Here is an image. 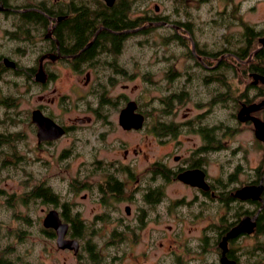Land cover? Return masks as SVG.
<instances>
[{
  "label": "rangeland",
  "instance_id": "obj_1",
  "mask_svg": "<svg viewBox=\"0 0 264 264\" xmlns=\"http://www.w3.org/2000/svg\"><path fill=\"white\" fill-rule=\"evenodd\" d=\"M132 3L134 15L168 16L187 22L191 40L206 52L222 48V53L231 56L235 50L239 51L241 45L238 46V40H244L241 36L245 23L254 30H261L259 35L264 36V0H132ZM154 4H158V10L154 9ZM0 23L7 26L3 20ZM3 25H0V49L7 46H1L6 42ZM153 28V32L134 33L127 37L122 50L125 58L117 59L125 70L124 76L113 73L115 70L108 66L106 69L94 67V74L90 75V91V86L84 83V73L75 75L66 65L58 66L57 78L49 89L44 90L50 92L49 97L54 98L53 102H45L47 110L67 125L75 116L88 114L92 118L86 123L75 124L51 143L37 147L36 136L29 122L31 109L39 103L37 93L39 90L41 93L42 89L28 84L21 77H13L15 82L0 80L1 91L17 98L14 109L0 106V132L9 138L0 142V264L92 262L83 247L76 254L72 250L60 249L55 245L54 238L43 231L41 218L52 204H43L39 198L27 194L31 185L39 182L50 185L52 190L60 194L62 201L67 200L73 208H70L72 212L81 209L87 223L96 211H109L108 218L93 223L94 228H83L85 240L95 243L94 248L98 251L101 264L140 261L145 264H177L174 251L182 253L178 258L181 261L184 258L192 261V252L186 253V250L194 248L197 233L189 232V227L194 224L189 218L191 214L203 212L201 201L191 200L193 188L177 181L170 182L164 186V197L155 205L145 203L142 195L148 185L158 183V180L149 179V164L165 155L166 162L175 166L181 160H174V155L179 154L181 158L187 159L191 150L199 144L200 137L179 134L177 138L166 139L162 143L153 135L151 126L158 117L160 97L183 90L179 96L186 101L165 117L166 120L170 117L174 121H181L194 113L196 116L198 111L203 112L207 105L204 102L209 96L213 98L214 93H209L211 87L208 89V85L203 82L208 75V72H204L207 66L201 61L198 63L188 59L190 43L183 45L173 40L162 43V35L171 34L169 25L155 24ZM184 40L189 38L185 36ZM234 62V58H226V64L221 69L234 85L227 90L225 100L222 99L226 109L223 106L219 108V103L212 104L216 111L213 116H220L226 110V116L229 117L239 92H245L246 87L250 86V77L240 75ZM115 81L117 84L114 87L109 85ZM123 95L135 99L139 108L146 112L143 129L123 130L117 124V112L111 106L112 103L100 104L103 96L113 101ZM59 100H62L61 106ZM197 105L201 109L196 108ZM65 106L67 108L64 110ZM95 106H100L101 114L105 115L95 118L92 114V107ZM11 112L17 119L13 124ZM9 131L13 134L7 133ZM236 141L248 147L251 157L250 136L246 129L236 134ZM126 148L127 154L123 156ZM96 157L123 159L132 166L137 178L127 179L120 200L109 199L108 206L96 203L95 190L81 189L74 193L71 188L75 178H82L93 167L91 161ZM86 166H89L87 170L84 169ZM95 173L89 175L90 180L96 181L101 177L99 172ZM84 192H88V197L82 198ZM92 192L94 196L90 195ZM125 204L131 206L129 219L125 215ZM143 210L146 222L135 236L129 232V226L132 224L134 228V216ZM179 216L189 226L183 225L181 236L176 237L180 231L179 226L175 225L174 233V221ZM90 230L93 232L91 235ZM110 231H116L118 235L114 236ZM80 241L83 242V239Z\"/></svg>",
  "mask_w": 264,
  "mask_h": 264
},
{
  "label": "flooded vegetation",
  "instance_id": "obj_2",
  "mask_svg": "<svg viewBox=\"0 0 264 264\" xmlns=\"http://www.w3.org/2000/svg\"><path fill=\"white\" fill-rule=\"evenodd\" d=\"M116 2L118 0H113L111 4L106 0H0V20H3L7 25L4 26L0 23L3 25L2 29L6 38V42L1 46L7 44L6 47L0 49V80L15 82L13 77H21L28 84L37 85L42 89L41 93L40 90L37 93L39 103L31 109L29 115L37 147L51 143L64 135L75 124L86 123L92 118L88 114L75 116L70 125H67L57 119L50 110H47L45 102H53L54 98L49 97L50 92H44V90L49 89L50 84L57 78L59 65H66L75 75L84 73V83L86 86H90L88 91L92 88L90 75L94 74V67L106 69L108 66L115 70L113 73L124 76L125 70L117 59L125 58L122 50L127 37L131 33H141L139 28H145V22L142 26L125 28L124 31L128 34L120 40L118 47L109 52H99L100 48H97L96 51H93L91 58L82 56L88 50L87 48L93 45L94 40H98L96 35L101 27L96 28L94 34L83 46H77L79 45L77 39L60 38L56 35L58 24L76 16L78 20L81 19L78 14L83 12V6L91 9V12L95 14L98 13L99 8L111 7ZM139 15L140 17L146 16ZM166 23L164 25L176 26L174 23L171 24L167 21ZM182 41L191 45L190 54L187 55L188 59L198 63L201 61L207 66L204 72H208V75L204 77L205 81L203 80V82L208 85V89L211 87L212 91L210 90L209 93L213 92L214 97L209 96L208 100L204 102L207 105L203 112L198 111L196 116L194 113L181 121H174L170 117L166 120L165 117L172 114L174 108L184 104L186 100H181L179 96L183 90L172 91L168 95L160 97L158 117L156 123L154 122L151 126V131L156 139L163 143L166 139L177 138L179 134H194L200 137V142L191 150L187 159L175 154L174 160H181L175 166H170L166 162L165 155L152 161L147 168L149 179L158 180V183L148 185L142 199L148 205H155L164 197V186L177 181L193 188L192 201H201L203 212L191 214L189 218V221L194 223L189 227V232L197 233L194 238V248L186 250V253L192 252L190 257L192 261H186L185 258L181 261L178 258L182 253L174 251L177 264H264V103L261 104L264 101V40H260V38L252 40V46L247 45L245 50H243V42L240 41L238 45H241L240 50L234 51V64L240 75L245 74L244 76L250 77V86L246 87L245 92H239L234 104L235 108L231 110L229 117L226 116V110L220 116H213L216 111L212 107V104L218 103L220 104L219 108L226 107L222 99L225 100V94L232 85L227 76L221 72L225 65L223 59L226 54L221 52L222 48L216 49L214 52H206L198 47L194 40ZM237 52L240 53L237 54ZM116 84V81L109 83L113 87ZM216 97L219 100H215ZM118 98L120 99L109 101L108 97L103 96L100 99V104L103 102L112 103L111 106L117 112V124L123 130L143 129L147 114L139 108L138 102L124 95ZM130 100H134L136 103L134 111L143 115V121L139 127H127L120 119L121 110ZM58 102L61 106L62 100ZM16 105V97L0 92L1 107L14 109ZM99 107H92L94 111L92 114L95 118L105 115L101 114L102 111ZM195 107L201 109V106ZM66 108L67 106L63 109ZM5 113L7 114V112ZM38 115L51 120L56 126L55 129L62 130V132L54 137H47L41 131L42 128L40 129V122H37ZM160 117L161 120H159ZM11 119L12 124L17 120L12 112ZM1 123L2 118L0 117ZM46 126L43 125V127ZM55 129L52 130L55 131ZM244 129L250 136L251 157L248 155L247 146L240 141L235 142L236 134ZM47 130L49 133L51 129L48 127ZM7 133L13 134L11 131ZM0 136L9 140L5 133L0 132ZM127 150V148L124 149L123 156L127 154ZM91 163L93 167H90L82 178H75V184L71 188L74 193L81 189L95 190L96 203L101 206H108L109 199L120 200L128 182L127 179H137L132 166L123 159L96 157ZM88 167L86 166L84 169L87 170ZM95 172H99L101 177L96 181L90 180L89 175H95ZM38 185L43 186V194L45 190L50 200L32 194L31 190ZM28 195L39 198L43 204H52V207L44 211L41 222L43 231L54 238L58 248L72 250L76 254L83 247L89 253L90 258L92 254L100 258L98 251L94 248L95 243L89 242L88 239L85 240L83 228L89 226L94 228V222L108 218L110 214L108 210L96 211L90 222L87 223V218L82 210L77 208L72 212L73 208L70 207V203L67 200L62 201L60 194L52 190L48 184L33 183ZM90 195H93V192ZM81 196L82 198L88 197V192L87 194L84 192ZM179 200L176 199V201ZM51 211L57 214L61 223L66 224L64 237L77 241L78 249L76 251L57 245L56 228L44 223V219ZM124 211L128 218L131 206L125 204ZM145 222L144 210L143 212L138 211L134 216V228H132V224L129 226L128 223L129 232L135 236L138 235ZM175 225L179 226L180 231V233H176V237L181 236L183 225L189 226L181 216L174 221V233ZM89 233L91 235L93 232L90 230ZM109 233L114 235L116 231ZM116 235L118 234L114 236ZM80 239H83V242ZM91 261L90 264H101L97 259L93 261L91 258ZM140 262L129 264H145L143 261Z\"/></svg>",
  "mask_w": 264,
  "mask_h": 264
},
{
  "label": "trees",
  "instance_id": "obj_3",
  "mask_svg": "<svg viewBox=\"0 0 264 264\" xmlns=\"http://www.w3.org/2000/svg\"><path fill=\"white\" fill-rule=\"evenodd\" d=\"M78 15L81 18L80 20H78L76 16L72 19L67 20L66 22L58 24L56 27V35L60 38L71 37V39H77L79 43V45L77 46H83L94 34L96 28L101 27L100 31L96 35L98 37V40H94L95 42L93 43V45L87 48L88 50L82 57L86 56L88 58H91L93 51H96L97 48H100L99 52H109L111 49L118 47V45H120V40L128 34L124 31L125 28L142 26L144 22L146 24V27L142 29L139 28V31L141 33H147L149 31L153 32L156 27L161 26L160 25L153 28L155 25L153 24V22L164 20L176 25H169L171 34L162 35V43H168V40H173L174 42L185 45V43L182 41L184 40L185 36L188 37L189 40H191V37L189 35L191 32L187 22H180L178 19L169 18L168 16L161 17L158 15H154L140 17V15H134L132 0H118V2H116L111 7L105 6V8L103 9L99 8L98 13L95 14L91 12V9L89 10V8L87 9L86 6H83V12H81V14L79 13ZM132 34L133 33H131V35ZM259 34H261V30H254L253 27L249 24H243V32L241 37H243L244 40H238L239 42H243V50L247 49V45L252 46V40H254L255 38H260ZM239 53L240 52H237V54ZM234 54L235 53L233 52L231 56L226 55L225 59H223L225 61L223 64H226V58L233 59ZM7 140L8 139L6 137L1 138L0 136L1 142H5ZM42 187V185H38L37 187L32 189V194L34 196H41L44 199L50 200L45 190L43 194ZM91 258L93 261H96V259L99 260V257L97 258V256L93 254L91 255Z\"/></svg>",
  "mask_w": 264,
  "mask_h": 264
},
{
  "label": "water",
  "instance_id": "obj_4",
  "mask_svg": "<svg viewBox=\"0 0 264 264\" xmlns=\"http://www.w3.org/2000/svg\"><path fill=\"white\" fill-rule=\"evenodd\" d=\"M106 1L109 4H111L113 2V0H106ZM158 8H159L158 4H154V9L158 10ZM153 24H167V23H166V21H158V22H153ZM260 40H264V36L260 37ZM263 103H264V101L261 104H263ZM135 108H136L135 101L130 100L127 103V105L121 110L120 119H121L122 123L127 127H139L142 124L143 115L138 113V112H135L134 111ZM37 117L39 119L37 122L38 123L40 122L39 123L40 129L41 128L43 129V130L41 129V131L44 132V134L47 137H54L56 134H60L62 132V130L57 131V129H55L56 126H54V124L52 123L51 120H49L45 117L41 118V116H39V115ZM43 125L46 127H43ZM48 127H49V129H51V130H49V133L47 130ZM52 129H55V131ZM55 214L56 213L54 211H51L50 214L48 213V215L44 219V223L46 225H48V224L53 225L56 228V230H57V245L59 247H61V248L68 247V248H72L74 251H76L78 249L77 241L75 239H67L64 237V233L66 230V224L61 223L57 217V214H56V216H55Z\"/></svg>",
  "mask_w": 264,
  "mask_h": 264
}]
</instances>
